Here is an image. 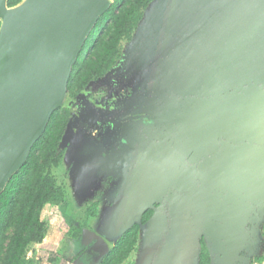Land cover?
Segmentation results:
<instances>
[{
  "label": "water",
  "instance_id": "water-1",
  "mask_svg": "<svg viewBox=\"0 0 264 264\" xmlns=\"http://www.w3.org/2000/svg\"><path fill=\"white\" fill-rule=\"evenodd\" d=\"M109 6L0 0V195L62 107ZM115 69L132 90L125 107L148 122L125 132L136 169L91 250L102 258L137 225L134 264H199L201 240L210 264L244 261L264 226V0H152Z\"/></svg>",
  "mask_w": 264,
  "mask_h": 264
},
{
  "label": "trees",
  "instance_id": "trees-1",
  "mask_svg": "<svg viewBox=\"0 0 264 264\" xmlns=\"http://www.w3.org/2000/svg\"><path fill=\"white\" fill-rule=\"evenodd\" d=\"M21 1L7 0V6H16ZM151 1L110 0L109 8L89 33L71 69L67 83L69 98L73 99L77 92L114 69L122 56L123 47L131 40ZM63 111L60 108L52 113L26 162L0 195V264H38L35 249L47 233L41 214L43 210L59 207L66 201L67 194L53 175V168L59 161L58 142L67 118L61 115ZM87 211L88 218L95 214L94 208ZM150 215L151 211H147L142 223ZM86 220L71 228L68 233L71 239L79 237ZM138 250L139 228L133 226L99 260V264H134L133 255ZM61 255L60 251L50 253L48 262L58 264ZM208 263L207 251L202 246L199 264ZM255 264H264V253L255 259Z\"/></svg>",
  "mask_w": 264,
  "mask_h": 264
},
{
  "label": "flooded vegetation",
  "instance_id": "flooded-vegetation-1",
  "mask_svg": "<svg viewBox=\"0 0 264 264\" xmlns=\"http://www.w3.org/2000/svg\"><path fill=\"white\" fill-rule=\"evenodd\" d=\"M117 65L118 63L112 71L77 92L73 99L67 93L60 107L65 111L61 115L67 118L58 142L59 161L53 168V175L57 180L60 179L58 181L67 194L64 202L67 209L72 208L78 214L81 212L82 216L78 221L87 219L88 226L82 227L79 237L73 239L77 250L84 247L82 259L87 264H95L101 259L91 250L94 242L91 233L98 226L101 214L104 211L111 212L125 176L130 177L132 171L128 158L124 159L129 151L125 132L130 129L131 124L146 120L145 115L136 113L133 106L126 104L125 107L124 102L132 95V90L123 85L122 73L115 69ZM56 170L60 171V175L55 176ZM164 203L161 202L162 208ZM93 208L95 214L86 217L87 210ZM147 211H151V217L153 210ZM83 231L88 232L82 236ZM262 236L260 246L253 247L250 244L248 252L241 254L244 261H236L235 264H255V259L264 253V226ZM200 243L201 249L202 246L205 248L203 240ZM137 254L138 251L133 255V262Z\"/></svg>",
  "mask_w": 264,
  "mask_h": 264
},
{
  "label": "rangeland",
  "instance_id": "rangeland-1",
  "mask_svg": "<svg viewBox=\"0 0 264 264\" xmlns=\"http://www.w3.org/2000/svg\"><path fill=\"white\" fill-rule=\"evenodd\" d=\"M125 46L123 47L122 54L124 52ZM59 172V170H56L55 176L60 175ZM58 180L60 179L58 178ZM80 213L78 214L76 210H73L72 208L68 210L66 204H62L59 207L47 208L46 210H43L41 218L46 224L47 233L43 242L35 249V259L38 264H50L48 262V258L50 257V253L55 251H60L62 254V259L58 264L88 263L86 262V260L82 259L84 254V247L81 250H77L74 247L73 239H71L68 235L71 228H76L78 226L77 224L81 223L80 221H78V218L82 216ZM85 226L87 227L88 224H85ZM257 242L256 244H253V247H257ZM88 258L89 260H91L90 257ZM95 264H99V262H95Z\"/></svg>",
  "mask_w": 264,
  "mask_h": 264
},
{
  "label": "bare ground",
  "instance_id": "bare-ground-1",
  "mask_svg": "<svg viewBox=\"0 0 264 264\" xmlns=\"http://www.w3.org/2000/svg\"><path fill=\"white\" fill-rule=\"evenodd\" d=\"M127 158L129 159L130 156H127ZM130 167H131L132 171L136 169V167H135L134 165H131V164H130ZM132 171H131V172H132ZM130 176H132V174H131ZM164 196H165V195H164ZM164 196H163V197H164ZM163 197H162V198H163ZM221 264H227V261H226L225 259H224V260L222 259Z\"/></svg>",
  "mask_w": 264,
  "mask_h": 264
}]
</instances>
